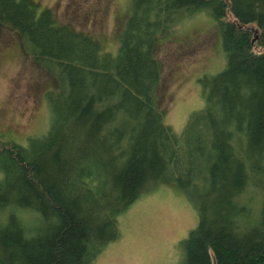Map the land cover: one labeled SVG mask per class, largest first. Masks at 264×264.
<instances>
[{
  "label": "trees",
  "instance_id": "1",
  "mask_svg": "<svg viewBox=\"0 0 264 264\" xmlns=\"http://www.w3.org/2000/svg\"><path fill=\"white\" fill-rule=\"evenodd\" d=\"M35 9L0 0V24L55 84L40 136L0 135V264H91L160 183L196 218L177 264H264V0H130L113 55ZM198 15L214 22L224 65L198 80L202 106L176 134L152 53Z\"/></svg>",
  "mask_w": 264,
  "mask_h": 264
},
{
  "label": "rangeland",
  "instance_id": "2",
  "mask_svg": "<svg viewBox=\"0 0 264 264\" xmlns=\"http://www.w3.org/2000/svg\"><path fill=\"white\" fill-rule=\"evenodd\" d=\"M35 12L48 11L57 26H67L116 54L118 37L129 16L130 0H28ZM159 63L158 109L163 123L178 134L188 116L202 106L198 80L222 68L219 35L214 22L198 15L173 26L155 39ZM206 78V77H205ZM54 81L24 54L16 34L0 24V135L24 144L48 125L44 101ZM195 214L173 186L157 184L118 221L119 237L91 264H177L176 243L195 224Z\"/></svg>",
  "mask_w": 264,
  "mask_h": 264
}]
</instances>
